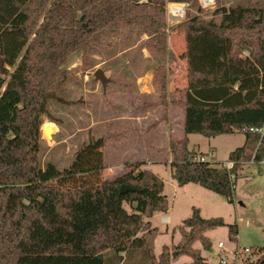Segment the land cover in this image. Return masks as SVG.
<instances>
[{
	"label": "trees",
	"instance_id": "16d2710c",
	"mask_svg": "<svg viewBox=\"0 0 264 264\" xmlns=\"http://www.w3.org/2000/svg\"><path fill=\"white\" fill-rule=\"evenodd\" d=\"M193 1L0 0V264H174L181 256L191 259L188 264H222L206 262L201 250L210 252L205 234L223 220L203 219L195 208L178 228L176 246L154 256L158 230L148 220L168 210L164 183L140 163L104 180L107 135L79 147L65 169L41 165L42 118H49L48 104L59 101V85L68 80V57L80 53L82 66L91 67L94 35L120 33L127 50L140 31L147 36L141 48L163 61L152 73L163 118L171 105L184 114L183 137H168L171 178L233 201L250 144H257L251 160L264 162V136L243 134L244 146L228 155L234 164L228 173L214 159L196 161L204 155L188 149V135L214 138L264 125V8H218V23L185 13L182 22L167 25V4ZM170 33L183 36L179 57ZM177 60L185 62L186 86L170 90ZM121 185L138 192L121 194ZM237 235V226H228L231 242ZM196 242L201 250L193 248ZM238 264H264V257Z\"/></svg>",
	"mask_w": 264,
	"mask_h": 264
},
{
	"label": "rangeland",
	"instance_id": "374dc122",
	"mask_svg": "<svg viewBox=\"0 0 264 264\" xmlns=\"http://www.w3.org/2000/svg\"><path fill=\"white\" fill-rule=\"evenodd\" d=\"M214 6L209 9H201L198 3L193 1L187 7L185 13L191 16H198L200 19H213L220 21L219 15H213L218 8H231L241 6L245 8H264V0H214ZM200 8V9H199ZM169 22L166 14L167 25H175L182 22ZM120 33L112 35L108 31H102L94 35V49L89 56L91 67L84 68L81 58L75 61L74 53L68 57L64 71L69 72L68 80L59 85L57 96L59 101H52L48 104V117L42 118L40 127L43 148L41 151L42 167L51 163L59 170L67 168L74 158V153L79 147L87 143L89 139H97L104 135L108 136L110 127L116 130L111 133L116 139L119 135V124L117 118L111 121L104 120V113L114 111L116 117L121 105L134 104L133 99L125 97L134 87L135 77L146 71L152 70L161 65L163 61L151 59L148 53L141 48L142 42L147 38L140 31L134 34L126 42L128 47L122 45ZM169 46L174 54L179 57L184 51L183 36L177 33H170L168 38ZM247 50L242 51V56H248ZM74 61V63H73ZM173 74L170 77L169 89L184 88L185 62L177 60L172 66ZM100 69L108 79L105 87L97 82L93 73ZM9 72L13 71L8 68ZM8 78V77H7ZM119 95H122L121 97ZM131 101V102H129ZM150 100H139L137 105L150 104ZM158 103V102H157ZM108 120V118H107ZM47 124H52L46 127ZM111 125V126H109ZM49 128L53 133L51 139L43 135V130ZM109 139V138H108ZM107 139V141H108ZM245 137L243 134L221 135L215 138H205L200 135H190L188 148L205 157L216 150L217 161L227 162L229 152L243 146ZM162 146V142H160ZM257 144H250L246 149L240 167L237 171L233 201L230 203L222 196L216 195L196 184H186L178 186L171 178L170 155L167 149L159 152L156 161L159 163L152 166V171L164 183L163 194L168 201L169 223L160 222V216H155L149 221L153 228L158 230V235L154 240V256L157 257L164 245L171 251L180 235L178 228L183 221L190 217L192 208L200 211L203 219L221 218L224 226L206 232L205 236L211 241L210 252L201 250V245L196 242L193 248L201 250L204 260L208 263H216L219 260H232L233 252L239 248H248L249 254L242 255L238 263L247 259L255 261L264 257V162L254 163L253 152ZM156 155H152V159ZM102 178L103 173H102ZM105 180V179H104ZM123 207L130 210L127 204ZM236 225L238 235L236 241L231 242L228 237V226ZM222 243L223 250L217 248ZM262 249L263 251H260ZM260 251V252H259ZM175 257L178 253L174 251ZM132 261V260H131ZM131 261L129 263L131 264ZM237 261H234L237 263ZM191 259L181 256L174 264H188Z\"/></svg>",
	"mask_w": 264,
	"mask_h": 264
},
{
	"label": "crops",
	"instance_id": "0c3cea01",
	"mask_svg": "<svg viewBox=\"0 0 264 264\" xmlns=\"http://www.w3.org/2000/svg\"><path fill=\"white\" fill-rule=\"evenodd\" d=\"M77 54L78 56L74 57L75 61L80 57V53ZM152 73L153 71L149 70L135 77L134 87L130 90L132 93H127L125 96L130 97V100L133 99V105L130 103L121 105L117 117L114 111L109 110L108 113H104L106 122L111 121V118H117L119 124L118 139L111 134L116 130L115 127H110L109 132H107L109 139L103 149V177L105 180H112L125 175L129 172L131 165L138 163L142 164L140 169L149 170L158 176L152 171V166L159 163L156 161L157 156L168 144V137L171 136L174 139L183 137V111L177 106L171 105L168 109L167 119L163 118L164 108L157 104L159 95L152 87ZM139 100H150L151 103L139 106L136 104ZM153 123L156 124L152 126ZM189 138L190 135H188V143ZM245 141H243V146ZM160 142H162V146H160ZM210 154L217 161L214 147ZM152 155H156V158L154 156V159H152ZM167 212L156 214L153 217L160 216V222L162 217H167L169 221V217L166 215Z\"/></svg>",
	"mask_w": 264,
	"mask_h": 264
},
{
	"label": "built area",
	"instance_id": "2783aa9c",
	"mask_svg": "<svg viewBox=\"0 0 264 264\" xmlns=\"http://www.w3.org/2000/svg\"><path fill=\"white\" fill-rule=\"evenodd\" d=\"M198 3L199 7L201 9H209L214 6L215 1L214 0H196ZM189 6L188 3L186 4H178V3H169L167 4L166 11H167V16L169 22H178L179 20L183 19L185 16V11L187 7ZM241 134H255L258 135L260 138L264 136V125L258 126V127H243L240 129ZM214 157L212 154H208L207 157L203 156H198L195 160L200 161V162H205V161H213ZM233 162L227 161L225 163H222V168L230 173V171L233 169ZM233 179V176H231ZM161 223L163 224H168L169 221L167 217H162L161 218ZM217 248L220 250L224 249V246L222 243H219L217 245ZM250 250L248 248H243V249H238L236 252H233V258L232 260H219L222 264H238V259L242 257V255L249 254ZM234 261H237L235 263ZM241 263V262H240Z\"/></svg>",
	"mask_w": 264,
	"mask_h": 264
},
{
	"label": "water",
	"instance_id": "95a60500",
	"mask_svg": "<svg viewBox=\"0 0 264 264\" xmlns=\"http://www.w3.org/2000/svg\"><path fill=\"white\" fill-rule=\"evenodd\" d=\"M93 77L94 79L99 82L102 87H105L106 83L108 82V79L105 78L104 73L102 70L97 69L94 73H93ZM52 131L49 128H45L43 130V135L46 136L48 139H51V135H52ZM135 193L138 192L136 189L128 186V185H121L120 187V193L121 194H125V193ZM172 257H175V253L172 254Z\"/></svg>",
	"mask_w": 264,
	"mask_h": 264
}]
</instances>
